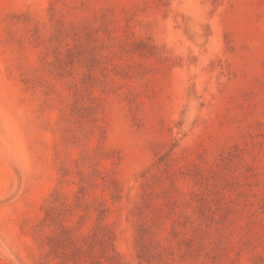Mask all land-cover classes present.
Segmentation results:
<instances>
[{"label": "rangeland", "instance_id": "374dc122", "mask_svg": "<svg viewBox=\"0 0 264 264\" xmlns=\"http://www.w3.org/2000/svg\"><path fill=\"white\" fill-rule=\"evenodd\" d=\"M0 264H264V0H0Z\"/></svg>", "mask_w": 264, "mask_h": 264}]
</instances>
